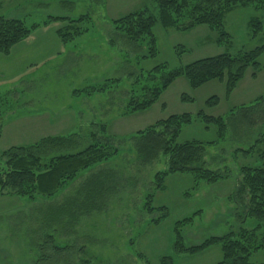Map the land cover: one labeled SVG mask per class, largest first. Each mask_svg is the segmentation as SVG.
I'll use <instances>...</instances> for the list:
<instances>
[{
  "label": "rangeland",
  "instance_id": "obj_1",
  "mask_svg": "<svg viewBox=\"0 0 264 264\" xmlns=\"http://www.w3.org/2000/svg\"><path fill=\"white\" fill-rule=\"evenodd\" d=\"M1 1L0 14L20 18L27 27L38 26L9 53H0V97L8 101L0 114V154L10 146L29 145L48 135L74 133L78 135V148H84L91 142L92 132H100L103 124L118 153L80 172L53 197L0 195V264H160L163 256L172 257L173 264L220 261L218 244L196 254L176 253L172 246L174 225L194 217L180 228L186 246L256 225V219L243 215L246 209L237 198L236 185L241 165L260 163L256 153L264 148V142H255L254 152L248 155L234 149L250 146L264 132L263 122L257 120L264 117V102L256 101L264 94V51L257 59L258 68L249 66L229 97L225 96L223 81L211 80L194 89L185 77H178L149 108L128 113V102L142 85L158 83L159 75L154 81L147 80L148 72L158 64L171 70L225 51L233 54L264 45V10L237 6L228 12L224 29L230 34L229 44L216 42L217 33L206 25L179 31L157 20L152 29L157 54L149 57L146 40L127 45L113 34L109 17L117 14L119 18L144 7L158 17L153 0L129 1L116 13L109 6V11L105 10L104 2L98 0ZM85 14L90 17L80 25L82 33L66 45L55 34L64 22L47 20L48 16L76 19ZM252 19L261 22L257 32ZM111 35L115 38L113 45ZM79 43L87 50L68 53ZM107 80L101 92H82ZM182 95L191 100H181ZM212 96L218 97V103L208 107L206 100ZM239 105H255L241 112L256 117L253 128L249 124L239 127L236 135L244 137H239V142L231 137L229 129L227 138L207 145L204 155V166L229 175L227 179L215 183L200 180L195 185L190 173L176 172L166 176L163 190L156 189L154 174L166 168L167 157L159 154L154 162L143 165L129 138L171 114L194 116L202 110L211 116H227ZM188 140L215 141L217 128L214 124L205 128L204 123L193 120L182 127L176 139L179 143ZM99 168L115 174L111 182L115 189L107 196L105 206L78 216L72 224L67 217L51 222L54 214L48 208L61 203ZM149 194L153 207H157L151 213L144 208ZM160 206H165L168 214L155 224L153 219L164 211ZM259 233L264 236V222ZM249 260L264 262V248L253 251Z\"/></svg>",
  "mask_w": 264,
  "mask_h": 264
},
{
  "label": "trees",
  "instance_id": "obj_2",
  "mask_svg": "<svg viewBox=\"0 0 264 264\" xmlns=\"http://www.w3.org/2000/svg\"><path fill=\"white\" fill-rule=\"evenodd\" d=\"M98 1L104 2V0ZM153 1L158 8V17L144 7L112 19L115 37L124 40L127 45L146 40L149 57H155L157 54L155 37L152 32L157 20L162 26L173 27L179 31L206 25L211 31L217 33L216 42L229 44L230 34L224 29V17L228 12L237 6H252L264 10V0ZM89 17L88 14L81 15L76 19L48 16L47 20H62L64 22L62 26L55 29V32L62 43H68L82 33L80 25L84 23V20H89ZM252 22L256 25L254 32H257L261 27V22L258 19H252ZM37 26L33 24L27 27L21 19L6 18L0 15V53H9L15 44ZM84 29L86 31V28ZM112 37L114 36H110L111 45L115 39ZM263 51L264 45L251 50H239L233 54L225 51L194 60L171 70H165V65L158 64L147 75V80L150 81H154L159 75L158 83L151 86L142 85L140 92L134 94L128 102V113L149 108L178 77H185L190 87L194 89L211 80L223 81L225 96L229 97L237 83L243 78L247 68L249 66H253L254 70L258 68L257 59ZM138 82L139 80L136 79L135 83ZM107 85L108 80L99 85L86 87L82 89V92L87 95L91 92H101ZM181 100H191V98L182 95ZM257 100L264 102V94ZM7 102L0 97V114L3 112V105ZM217 103L218 97L216 96L206 100L208 107L215 106ZM254 106L233 107L227 116H211L202 110L194 116L190 113L171 114L165 119L157 120L144 129L136 131L129 139L132 141L139 162L143 165L154 162L159 154L167 157L166 168L154 174L156 189L163 190L166 176L176 172L190 173L194 178L195 185L200 180L215 183L227 179L229 175L204 166L207 145H214L225 140L229 129L234 140L237 142L241 141L240 138L244 140L242 134L236 135V130L243 124H249L253 128L259 119L264 125V117H257L256 120V117L254 118L251 114L241 113L244 109L248 110ZM262 112L264 115V109ZM193 120L204 123L205 128L214 124L217 128V140L177 142L176 139L182 127L190 124ZM106 130L104 124L100 125V132H92L91 142L84 148H78V135L74 133L48 135L32 144L14 145L3 150L0 154V195H16L28 199H34L37 195L53 197L73 182L80 172L90 170L118 153L112 136H106ZM255 142H264V132L261 138L256 139L250 146L246 148L238 146L234 152L248 155L254 152ZM256 155L260 163L241 165L239 167L241 178L236 185L237 198L246 209L243 215L256 219V225L253 228L241 227L237 232L230 231L221 236H210L200 244L186 246L180 228L191 223L194 218L193 216L186 217L174 225L172 246L176 253L196 254L218 244L222 258L215 264H264V262L249 260L253 251L264 248V236L259 233L260 226L264 222V148L259 149ZM114 175V171L106 168L91 171L64 197L61 203L54 205L53 209L48 208V211L54 214L50 221L54 222L67 217L70 218L69 223L72 224L78 216L102 209L107 202V196L115 189V185H111ZM152 200L153 196L149 194L144 204L145 210L149 213L157 209V207H153ZM159 210L164 211L159 217L153 219L155 224L161 222L168 214L165 206H160ZM49 225L46 223L47 227ZM160 264H173V259L170 256H163L160 259Z\"/></svg>",
  "mask_w": 264,
  "mask_h": 264
},
{
  "label": "crops",
  "instance_id": "obj_3",
  "mask_svg": "<svg viewBox=\"0 0 264 264\" xmlns=\"http://www.w3.org/2000/svg\"><path fill=\"white\" fill-rule=\"evenodd\" d=\"M129 1H132V0H104V7L106 8L105 10H107V11H109V7L112 9V11L113 12H117V11H119V10H123V9H125V4L126 3H128ZM0 3H2V1L0 0ZM109 4V5H108ZM109 6V7H108ZM0 15H2V16H4V17H6V18H15V17H13V16H6V15H4V14H0ZM117 15V14H116ZM110 16L109 17V23H111L112 22V19H115V18H117L118 16ZM15 19H20V18H15ZM22 20V19H21ZM55 34H56V32H55ZM57 36V35H56ZM58 37V36H57ZM59 39V38H58ZM62 43V42H61ZM83 43H86V42H83ZM62 44H64V45H66V43H62ZM81 45H82V43H79V45H77L75 48H72V50L71 49H68V53H74V54H76V53H81V52H84V51H86L87 49H85V48H83V47H81Z\"/></svg>",
  "mask_w": 264,
  "mask_h": 264
}]
</instances>
